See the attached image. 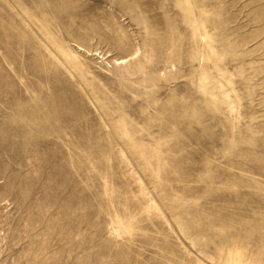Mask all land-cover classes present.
I'll return each mask as SVG.
<instances>
[{"label":"rangeland","instance_id":"rangeland-1","mask_svg":"<svg viewBox=\"0 0 264 264\" xmlns=\"http://www.w3.org/2000/svg\"><path fill=\"white\" fill-rule=\"evenodd\" d=\"M233 255L264 264V0H0V264Z\"/></svg>","mask_w":264,"mask_h":264},{"label":"bare ground","instance_id":"bare-ground-1","mask_svg":"<svg viewBox=\"0 0 264 264\" xmlns=\"http://www.w3.org/2000/svg\"><path fill=\"white\" fill-rule=\"evenodd\" d=\"M234 256V255H233ZM237 256V255H236ZM236 256H234V258L232 257L231 259H232V264H238L239 263V261H238V259H237V257ZM240 259V258H239Z\"/></svg>","mask_w":264,"mask_h":264}]
</instances>
